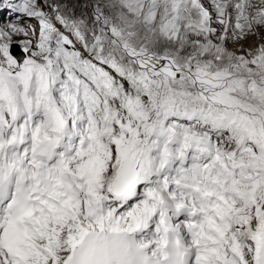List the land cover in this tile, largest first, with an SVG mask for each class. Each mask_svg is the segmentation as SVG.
Here are the masks:
<instances>
[{
  "label": "snow or ice",
  "instance_id": "snow-or-ice-1",
  "mask_svg": "<svg viewBox=\"0 0 264 264\" xmlns=\"http://www.w3.org/2000/svg\"><path fill=\"white\" fill-rule=\"evenodd\" d=\"M0 264H264V0H0Z\"/></svg>",
  "mask_w": 264,
  "mask_h": 264
},
{
  "label": "bare ground",
  "instance_id": "bare-ground-1",
  "mask_svg": "<svg viewBox=\"0 0 264 264\" xmlns=\"http://www.w3.org/2000/svg\"><path fill=\"white\" fill-rule=\"evenodd\" d=\"M254 41H255V38H252V39H250V40H248V41H246V42H243L244 47L247 48L249 45L253 44ZM229 47H230V48H232V47L239 48V47H240V44H233V45H232V43L229 42ZM13 52H14L15 55H17V53H18V52L15 53L14 49H13ZM17 56H18V55H17Z\"/></svg>",
  "mask_w": 264,
  "mask_h": 264
},
{
  "label": "rangeland",
  "instance_id": "rangeland-1",
  "mask_svg": "<svg viewBox=\"0 0 264 264\" xmlns=\"http://www.w3.org/2000/svg\"><path fill=\"white\" fill-rule=\"evenodd\" d=\"M20 39H22V38H21V37H17V38H16L17 43L19 42ZM231 43H232V45H233V44H236V43H233V42H231Z\"/></svg>",
  "mask_w": 264,
  "mask_h": 264
}]
</instances>
